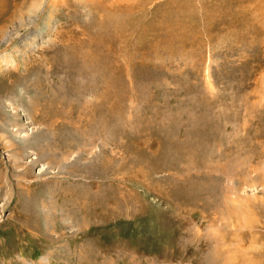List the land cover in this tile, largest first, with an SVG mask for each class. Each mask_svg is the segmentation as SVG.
Masks as SVG:
<instances>
[{
  "label": "rangeland",
  "instance_id": "1",
  "mask_svg": "<svg viewBox=\"0 0 264 264\" xmlns=\"http://www.w3.org/2000/svg\"><path fill=\"white\" fill-rule=\"evenodd\" d=\"M102 1L0 0V264H264V0Z\"/></svg>",
  "mask_w": 264,
  "mask_h": 264
},
{
  "label": "bare ground",
  "instance_id": "2",
  "mask_svg": "<svg viewBox=\"0 0 264 264\" xmlns=\"http://www.w3.org/2000/svg\"><path fill=\"white\" fill-rule=\"evenodd\" d=\"M109 1L110 0H103L101 4H103V5L105 4L107 6V8L109 10L113 11V12L123 13L125 10H129L130 7L135 6V4H136V2L138 0H116V1H112L111 3H108ZM35 8H36V10H34V11L33 10H30L29 11L30 12L29 18L28 19H24L22 21V24H21L20 27H24V25L31 27L32 24H34L35 19L39 15V12H40V10L42 8V5L40 7L37 6ZM37 38H39V37L36 34L34 36L32 35V37H30L28 35V36L24 37L21 40V42L25 43L24 46L26 45V47H29L32 44V41L36 40ZM0 45H1V43H0Z\"/></svg>",
  "mask_w": 264,
  "mask_h": 264
}]
</instances>
